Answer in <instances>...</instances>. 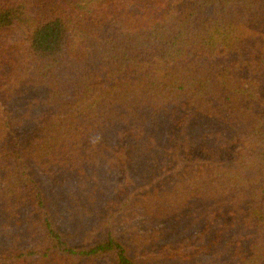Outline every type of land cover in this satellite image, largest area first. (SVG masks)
Here are the masks:
<instances>
[{
	"label": "trees",
	"instance_id": "1",
	"mask_svg": "<svg viewBox=\"0 0 264 264\" xmlns=\"http://www.w3.org/2000/svg\"><path fill=\"white\" fill-rule=\"evenodd\" d=\"M0 264H264V0H0Z\"/></svg>",
	"mask_w": 264,
	"mask_h": 264
},
{
	"label": "rangeland",
	"instance_id": "2",
	"mask_svg": "<svg viewBox=\"0 0 264 264\" xmlns=\"http://www.w3.org/2000/svg\"><path fill=\"white\" fill-rule=\"evenodd\" d=\"M136 222L138 223V227L141 231H145L148 229V227L150 226L149 223L146 221V218L144 217H139ZM123 232V230H122Z\"/></svg>",
	"mask_w": 264,
	"mask_h": 264
}]
</instances>
